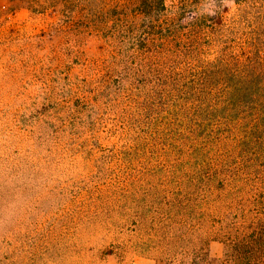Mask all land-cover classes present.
Segmentation results:
<instances>
[{"label": "rangeland", "instance_id": "rangeland-1", "mask_svg": "<svg viewBox=\"0 0 264 264\" xmlns=\"http://www.w3.org/2000/svg\"><path fill=\"white\" fill-rule=\"evenodd\" d=\"M165 4L167 18L178 12V0ZM223 4L231 23L235 7ZM189 7L198 15L213 8L210 0ZM122 19L109 21L105 32L127 27ZM73 20L58 10L34 16L0 0V264L178 263V235L191 228L204 233L223 215L234 223L246 211L264 212V205L249 207L264 200V126L256 168L242 167L237 139L223 136L204 157L212 169L230 158L224 169L234 179L210 189L180 186L187 156L167 148L173 119L166 108L151 114L158 135H143L144 146L136 147V133L114 110L113 89L109 97L101 93L115 41L74 27ZM120 40L124 49L136 39ZM117 65L110 70L113 84L122 74ZM160 66L178 72V61ZM239 113L248 120L251 108ZM147 239L159 242L135 247ZM174 241L175 252H161ZM208 250L219 258L223 247L211 241Z\"/></svg>", "mask_w": 264, "mask_h": 264}, {"label": "trees", "instance_id": "trees-1", "mask_svg": "<svg viewBox=\"0 0 264 264\" xmlns=\"http://www.w3.org/2000/svg\"><path fill=\"white\" fill-rule=\"evenodd\" d=\"M10 1L34 16L49 18L56 10L62 16L69 13L74 27L114 39L109 52L113 60L105 63L101 76V93L113 89L114 110L131 133H136L132 138L136 137L138 148L144 146L143 135H158L151 114L166 108L173 119L168 124L167 148H178V154L187 156L186 171H178L183 177L180 186L210 189L219 181L234 179L224 169L231 168L230 158L212 169L204 157L206 148L217 145L223 136L237 139L234 152L242 167L250 170L258 166L262 158L258 134L264 126V0H210L211 12L201 15L189 7V2L197 0H178V12L169 18L165 0ZM224 1L235 7L231 23L226 21ZM117 17L123 18L127 27L119 32L112 24L114 32L108 34L107 23ZM175 22L178 28H171ZM122 36L136 40L122 49ZM206 54L211 58H204ZM177 61L178 72H164V66L159 67ZM117 64L122 74L113 84L110 70ZM245 106L251 108L250 118L241 120L239 110ZM249 205L258 207L264 200L259 202L257 197ZM211 241L222 245L221 257L209 255ZM158 242L147 239L134 245L148 250ZM176 250L174 241L170 249L161 252ZM178 255V263L166 264H264V212L246 211L234 223L223 215L217 226L204 233L191 228L178 235Z\"/></svg>", "mask_w": 264, "mask_h": 264}]
</instances>
